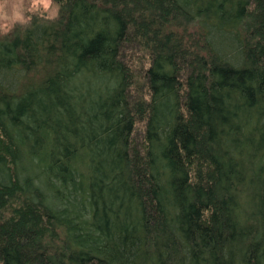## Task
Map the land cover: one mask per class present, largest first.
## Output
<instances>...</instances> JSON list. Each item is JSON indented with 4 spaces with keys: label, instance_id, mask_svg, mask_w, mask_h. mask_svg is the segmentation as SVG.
Segmentation results:
<instances>
[{
    "label": "trees",
    "instance_id": "obj_1",
    "mask_svg": "<svg viewBox=\"0 0 264 264\" xmlns=\"http://www.w3.org/2000/svg\"><path fill=\"white\" fill-rule=\"evenodd\" d=\"M0 34V264H264V0H53Z\"/></svg>",
    "mask_w": 264,
    "mask_h": 264
},
{
    "label": "clouds",
    "instance_id": "obj_2",
    "mask_svg": "<svg viewBox=\"0 0 264 264\" xmlns=\"http://www.w3.org/2000/svg\"><path fill=\"white\" fill-rule=\"evenodd\" d=\"M58 8V5L53 4V0H30L27 7L24 0H0V33L6 34L17 23L27 24L31 16L26 13L43 16L51 9L52 14L45 18L53 19Z\"/></svg>",
    "mask_w": 264,
    "mask_h": 264
},
{
    "label": "rangeland",
    "instance_id": "obj_3",
    "mask_svg": "<svg viewBox=\"0 0 264 264\" xmlns=\"http://www.w3.org/2000/svg\"><path fill=\"white\" fill-rule=\"evenodd\" d=\"M29 3H30V0H24V4H25V6L27 7L28 5H29ZM54 4V3H53ZM55 5V4H54ZM52 14V10L50 9L49 10V12L48 13H44V16H50ZM26 15H31V13H26ZM20 24V23H19ZM11 31V30H10ZM10 31H8V32H10ZM0 34H4V33H0Z\"/></svg>",
    "mask_w": 264,
    "mask_h": 264
}]
</instances>
